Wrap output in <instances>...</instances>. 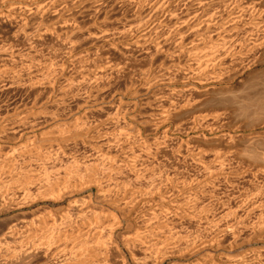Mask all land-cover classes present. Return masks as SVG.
Wrapping results in <instances>:
<instances>
[{
  "label": "bare ground",
  "instance_id": "obj_1",
  "mask_svg": "<svg viewBox=\"0 0 264 264\" xmlns=\"http://www.w3.org/2000/svg\"><path fill=\"white\" fill-rule=\"evenodd\" d=\"M6 1H13V3L7 5L8 7L4 10H1L2 8L0 9V22H15L16 24H18V26L20 24L15 35H19L23 31H25L26 33L28 27L32 26L35 23V27L39 25H37V23H44L46 24V26H42L43 28H39L42 29L41 33L46 37L48 36L50 38H56L58 42L57 46L55 45L56 48L54 47V49H51L54 45L52 47L50 46L53 42L49 45L50 49L46 50V52L49 53H45L46 55L48 54V57L41 56L42 54L36 57L33 56L34 58L32 59L30 57V64L40 63L39 65H43L46 70H49L50 68L55 69L54 72H56V74L55 76L53 75V79L51 78V76L49 77L46 74L47 78L49 77L52 79V82L49 81L51 84L50 86L53 89L52 94L57 87L56 92L53 94L54 96L50 94V97L52 96V105H63L65 103L64 100L66 99H63L65 93L68 90L70 91L73 89H76L77 91V93L75 92L77 94H75V96L73 91H70L71 94H73L74 98L76 97L78 99L76 110H74L75 112H77V114L74 115L75 119H73V127L71 125L72 123L67 125H71V129L63 128V126L65 127V125H63L64 123L61 125L58 124L56 128H60V132H63L61 138L62 140L60 141V143H46L40 146L41 150L44 152H38L44 153V159L48 160V158L53 159L54 156L58 157L59 153L64 154V150L66 148H69L70 146L72 147V145H75V147H77L80 143L85 147L87 146V149L91 150H89V154L87 150V152H84L83 154L81 153L79 157H72L70 159L71 161L74 160V164H76L75 166L73 162L67 163L73 164L72 167H74L75 170H73V168L72 170H68L70 168L65 169L63 164H60L62 169L61 167L59 168V165H57L58 167L56 166L53 169L58 172L59 175H61L60 177L62 178V180L63 178L66 179L67 177H69L71 173L72 176L73 173H75L76 176H74L76 177V180H78V182L83 183L85 185V188H95L96 193L94 198H92L91 194L89 197L83 198L80 201L70 202V200L68 208H71L74 214L70 213L71 209H67L65 207L67 209L66 211L61 210L59 217L57 216L56 218H53L54 225H50V219H44V216L41 217L43 218L42 220H39V218V222H37V220L34 224L32 222H23L20 224L11 225L3 235L4 244H2V246L0 247V258H2L0 259V264L1 261H3V264H167L169 263L168 261L174 259L179 260L178 262H172L171 264H264V254H259L262 252V250L261 252H259L260 250H258L257 252L254 251L255 253L251 251L253 256L249 255L251 253L239 254L237 256H233L231 254H221V252L225 249L230 250L231 253V250L235 248L237 243H239V241L236 243L232 240L231 242L224 244V240L227 239L226 237L230 234H233V238L236 237V240L239 239L237 236L240 235V232H238L234 228L233 225L235 224L227 222V224L222 225L225 221L222 222V220H220L218 217V220L214 218L217 221H214L213 219L214 224H212L213 226H210L213 227V229H206V227L209 226L205 225H210L209 222H207L209 224L205 223L204 227H202L203 225L199 226V224L202 223L204 217L203 215L207 213V211H205V208L209 206L207 205L208 203H206L207 206L205 205L204 208H200V204L203 202L204 198L208 197V200H211L216 196L219 197L220 195H222L223 193L220 189V185H222V182L224 183L225 181H227L228 185L229 183H231L232 185L234 184L233 182H236L237 180L239 181V179H241L240 181H242V179H244L245 181L247 180L246 178H250V176H253L251 175L252 173L250 174V171H248V168L250 167L249 162L254 160V158H257L255 155V157L253 156V159L251 158L249 162H247V160L245 162V165H242V167H248L247 169H245V167L241 168L240 164L237 163L238 161L236 162L238 164L237 166L232 164V160L234 163V158L237 156V150L236 152H233L234 150H231L232 153L231 151H229L230 153L226 154L224 152L225 150H206L204 149V147H197V145L196 147H193L196 143H193L194 138L190 137L191 133L197 134V131L202 127L204 128V131L210 130V133L213 131V133L217 134V138L219 140H227L229 142H234L233 140L239 141L237 139L238 134L237 136L233 134L222 135L221 131L223 130L221 129H224V127L221 128V126L218 128L217 123H219V121L221 123V120L228 116V113L220 111L217 112L216 115L214 114V117L212 118L207 116L208 119H199L201 121L204 120V126L201 125L203 123L200 122L198 126H194V128H191L189 131L185 129L187 131V136L183 139L179 138V134L186 131L180 132L182 130L181 126L176 124L173 120V115L174 113H176L174 112L175 110L172 111L174 113L169 112L165 115H151V113H149V115L151 116L148 115L146 119L143 116V118L145 119L144 121L146 123V134L147 136H153V138H138L137 141L140 140V142H137L140 143L139 145L136 144V141H133L135 138V134L139 129L135 128L137 130L135 132L134 129L125 120L124 116L126 110L130 109V107L137 108L138 106H144L145 103L143 101H145L148 96L154 98L159 96V94L163 92L170 95H185L186 97L189 96V98L195 97L194 101L198 100L197 103L199 101L202 102L205 100H203L202 97L209 95L211 92L213 93V90L216 86L227 85L228 87H231L236 82V80H238V77L243 75L245 71H248L249 68H252V66L255 67V65L258 64H264V53H262L264 50V16L260 17L261 15L259 14L260 16H258V18H255V14H249L250 12L248 10L236 11L237 8L235 7L234 0H219L217 2L216 0H201V3L198 4V6L195 4V8L194 5L192 6V4L191 6L193 8H190L189 5L184 3L190 8V13H187L186 15L178 14L179 12H177L178 8L183 6V1H181V6L180 1L179 3H175L173 6L170 2L167 5L164 4L166 3L165 0H132L133 3L136 4V7L138 6L136 10L140 8L143 10V12H145L144 14L142 13L141 17L137 20L141 21L142 24L143 19L147 18L149 20L148 26L141 32H138L135 37L131 34L132 32L129 33L130 31L128 33L127 31H124L123 33L125 34H120V40L126 39L129 36H127L126 33L131 34V37L133 36V39L131 42L126 44L124 41V43L120 44L121 47H119V50L116 51L114 49V52H118L120 50L121 53L122 51L128 52L133 47H136L141 50V53H144V51L145 53H147L146 51L151 49V47L149 46L151 45L154 49V51L151 52H153L154 54L150 51L148 52L153 55H165L168 51H171L173 55H175L174 57H177L179 60L182 57L184 58L194 55L199 57L196 58L197 64H195L194 66L190 64L187 65L186 63V66L184 65L183 67L180 65H183L184 63L180 65H175V63L167 65L166 67L162 66V68L160 65L158 66L160 68L158 70L156 69L157 71L155 70L156 72H150V70H148L149 73L147 74L142 75V72L139 73V80H135L138 84L136 83L133 85L131 83L133 86H131L130 88L127 87L128 89H133L129 97L139 99L135 102L123 103L122 99H116L117 92L115 90L118 87L114 90V92L112 90L113 95L110 96V88H115L110 85L112 84L111 82H113L112 80L115 75L118 76V74L120 75V73H123L125 71L127 65L132 61L131 60L129 62V60L132 58L131 55L129 59V56L126 58L127 55L123 53L122 56L118 54L120 55V59L116 61V57L114 56V58L111 56L110 51L112 45L110 44V42L113 41L115 37H118V34L114 33L115 29L112 30L114 32H110V28H106L107 26H105V22L103 23V19L110 15L109 8L112 1L50 0L44 3L41 2L40 4L39 0H0V4L3 5ZM14 1H17L18 3H25V5H16L14 4ZM118 1L121 8H126L127 5L131 6L130 3H132L131 0ZM133 3L132 7L135 6V4ZM238 3L240 4L239 1ZM217 4L220 6L223 4L224 6H227L228 4V7L230 8L224 9L222 7L223 10L218 12L219 14H216L217 12L214 13L213 8L215 6L217 7ZM130 6H127V8H131ZM236 6H238V4ZM214 9L217 10V8ZM219 9L220 8L218 7V10ZM256 11L258 13V10ZM87 13H90L89 16L91 18V21L87 23H81L80 21H78V17H82L83 19L84 14L86 15ZM261 14L263 15V13ZM248 17L249 19L251 17L253 18V23L252 21L250 22V24L252 23V25L249 24V26L247 24V26L245 24L246 27L240 28L242 26L241 24L245 21V19L247 20ZM147 19L144 20V22H148ZM102 24H104V26H102ZM242 31H244V33L246 31V34L242 33ZM212 34H214V37L212 36ZM40 35H38V38L41 37ZM43 35L40 40H38L37 38L38 41H36V45L41 40H44L46 46L47 41H45L46 38L43 39ZM124 35H126V37ZM21 36H23V33L22 35H20V37ZM11 37L13 38V36ZM22 38L23 37L18 39L21 40ZM14 39L11 41L13 42ZM32 39L31 41H33ZM117 39L118 38H116V40ZM11 41H9L8 43H11ZM26 41L27 42L24 43H28V39ZM17 42H15V44H11L17 45ZM48 43L50 42L48 41ZM33 44L28 45H30L32 48ZM146 44H149V47H147ZM13 45L11 46L12 50L15 47L19 48V44L17 46ZM120 45H117L116 47ZM0 46L2 47L4 46V44ZM22 46L24 47V45ZM37 46L35 47L37 48ZM5 48L7 47L3 48L4 51H2V49L0 51V90L1 87H8L12 84L14 85L15 83H12L11 81L13 78L12 73L14 72L12 67L14 65H11L10 59H13V57L5 53V51H8L7 49L5 50ZM113 48H115V46ZM39 50H42V44L41 49ZM17 51L19 52L20 50ZM43 51L45 52V50ZM1 52H4V54ZM18 52L16 54H18ZM38 53L40 54L39 51ZM18 55L20 56V54ZM27 55L25 57V60L28 58ZM168 56L166 55V57ZM8 57L12 58L9 59ZM23 60H21V63ZM28 60L29 59H27L26 61ZM14 61H16L15 58ZM172 62H175V60L173 59ZM180 63H182V60ZM24 65L22 67L23 69L25 67ZM185 67H187L188 69ZM23 69L21 71H23ZM24 71L20 73H24ZM29 73L27 72V75H29ZM23 75L25 76V74ZM27 75L25 77H27ZM122 75L124 76V74ZM36 77H38V79L36 78L37 81L40 80L39 83L35 82L36 80L34 81V77L31 78V76L30 78L33 81L27 80L26 83L29 82V85L31 83H35L34 85L36 86L41 85L42 76L40 77V79L39 75ZM119 77L122 78V76ZM45 80V83H47L48 80ZM20 82H22V80ZM165 82H180V84L185 83V86L181 89L169 88L170 86L162 88V85H164L163 83ZM133 83L135 82L133 81ZM23 84L25 85V83ZM47 84L49 85V83ZM115 84H117V82ZM20 85L23 87L22 84ZM45 85L46 84H44V87ZM113 86H115L114 82ZM125 87L124 89H126ZM42 88L43 87H41V89ZM32 89L33 88H31V90ZM121 89L123 90V88ZM128 89L126 91H128ZM122 90L120 91L122 94H124ZM73 96L71 95L72 100ZM144 96H146V98H142ZM262 96L264 99V94ZM106 101L111 112H106L107 108L106 106H103ZM184 101L187 102L186 104L184 103L185 106L187 105L186 107H192V105L194 104V101H192V99V102L189 100ZM261 101L264 100L261 99ZM190 102L193 104L188 106ZM182 104H180L181 107ZM196 104H194V106H196ZM241 104L245 106L244 103ZM248 104L251 105L250 103H247V105ZM65 105L68 104L66 103ZM35 106H37V104ZM185 106H183V108ZM64 107L58 109L63 108L64 110ZM67 109L65 108V111ZM246 109L250 110L247 107ZM19 110L20 109H18V111ZM35 110L36 109H34L33 111L31 109V111L28 112L31 114L32 117H30L34 121H36V118L39 117V114H42V112L44 111ZM74 111L69 110L66 115H63L67 117L69 114L71 115L72 113H75ZM15 112H12V114ZM9 113L11 114V112H8L7 116H9ZM100 113H105L106 115L102 118H97L96 114ZM5 115H3L4 118ZM2 119L3 117L1 118V121ZM55 119H57V116L55 117ZM27 121L24 122L23 120H21L20 126H15L16 128H14L13 125L18 122V120H16L14 124L11 122L10 125L12 126H10L8 122V124H4L3 122L0 125V214H2L3 212H9L12 209L20 210L29 201H31L32 199L34 200L35 198H47V200L55 198V200L57 201H60L59 199H62V197L64 196L71 198L72 194H74L75 189L78 191L77 188L81 184L77 183L78 187L77 185H67L68 183L65 180L66 184L63 187L61 186L62 188L60 187L59 189V186L54 183L57 179L58 182L61 179L59 180V178L57 177L53 179L54 177L52 178V176L54 174L48 172V170H50L49 168L47 169L45 167H40L39 172L36 171V167L38 165L33 168L32 164H28L30 163L29 160L31 159L27 160L26 157H28L32 153L30 152L31 150L29 149V147V150H27V146L25 144H17V146L15 145V147H7V145H5V143L7 142H5L6 140H4V138H1V135L7 133V131L10 132L11 129L8 127H13L12 135H17L18 133L17 136H19V138L21 137V140L24 133H26L27 135V132H32V130L35 128L33 125L34 121L32 122V124H28ZM38 123L37 126L39 125ZM215 126H217V128ZM139 133L138 135L140 136ZM7 134L6 137L9 142ZM74 135L78 137V140H76V138L65 140V138ZM202 136L205 137V135ZM42 138L40 139L42 140ZM29 139L27 138V144L29 143ZM24 141L23 143H25ZM173 144L177 145H175L174 147ZM168 145H170L171 148L174 147L170 151V154H168L170 148H168V151L167 149L165 150ZM114 147H118L120 148V150L114 152ZM113 148L114 150L112 151ZM26 150L30 153L26 152ZM239 152H241V150ZM25 153H29V155L26 156ZM32 156L33 155H31V157ZM159 156H162L160 157V159H165L163 161L161 159V163H159L158 161L160 159L157 160ZM186 157H189L188 160L191 158L190 161H194V164L196 162V164L198 165V168L196 167V165H194L195 169L197 168V171L194 169L195 171L194 173L191 172V175L188 173L190 171H185L190 161L185 162L188 163V165H186L187 167L185 166V168L179 162L180 160H178L179 158L185 159ZM151 159H153V161H158L157 164H154ZM186 160L187 159H185V161ZM256 160L255 162H257ZM39 161L41 162V160ZM181 161L183 163V160ZM259 161L261 164H264L260 159ZM255 162H253L254 165L251 164L252 167L257 165L258 162ZM31 163H33V160ZM49 163L50 162L48 160V166L51 165L52 167L53 163ZM246 163L248 166H246ZM260 163L258 164L260 165ZM190 165L192 167V162L190 163ZM66 167L68 166L66 165ZM63 168L65 169L64 172L62 171ZM190 170L193 171V169ZM254 171H256V169ZM262 175H264L263 172ZM261 176L259 177L262 178ZM257 179L251 178L248 180L254 181ZM62 180L60 182H62ZM250 181L248 183H250ZM52 182L54 184L53 187L51 186ZM235 184L233 186H235ZM253 184L257 183L254 182ZM223 185H227L226 182ZM54 186H56L55 189H53ZM234 188H231L232 192ZM261 188L262 187H258V191H260L259 189ZM246 190H248V188ZM261 191L264 194V191L262 189ZM81 192L82 191H80V193ZM225 192L230 193V191L227 190ZM232 192L231 194L227 193L228 195H226L225 193V198H235V200L237 199L236 201H238L239 198V202L241 204V198L239 197L241 195L240 192L238 193V195L237 193L235 195L234 192V194H232ZM251 194L252 192H250L249 195ZM255 195H257V192ZM255 195L252 198L256 197V200L254 199V201L252 202L251 200L253 199L249 196L251 200L246 202L245 199L246 204L243 201L244 203L242 202L241 207L243 206V204L247 205L248 203H250V201L252 202L251 207H258L261 203L260 199L262 198V196L259 195L261 196L259 197L257 195L259 198V203L257 202V196ZM249 197L247 199H249ZM225 198L224 202L230 203L226 201L227 199ZM94 199L97 203V206L93 204ZM206 199L204 201L207 202L208 200ZM221 201L223 200L221 199ZM262 201H264V199ZM53 202L55 201L53 200ZM215 202L218 203V201H214V203ZM214 203L213 205L211 204L212 208L210 207L212 210L217 206L216 203L214 206ZM221 204L223 205V207L221 206L223 208L222 211H224V209L228 210L224 212L223 217L220 216V213L222 211L219 212V216L221 219L226 218L227 221V218L229 219V217L235 215L236 213H233L237 210H235L234 208L231 209L230 206V208H228L226 204V206H224L223 202L220 203V205ZM262 204L263 205H261L260 207L261 210H264V202H262ZM247 207L245 206L246 209ZM199 209L201 210L199 211ZM233 209L235 210L234 212L231 211ZM247 210H250V208H248ZM213 212L215 213V211ZM247 212L248 211H246V214H248ZM211 214L213 215V213ZM70 215H72V217L74 218L72 219ZM206 215L207 214H205L204 219H208V216L206 217ZM237 215L235 216L238 220L241 217ZM65 219L67 221H65ZM209 219H212V217ZM220 221L222 223L221 225L219 224ZM195 222L198 223V229H182L183 226L188 224L193 226ZM32 228L36 231L44 230V233H42L44 236L41 242L38 244L35 242L37 236L34 238L35 240H31V235H29ZM237 229L240 228L237 227ZM241 236L242 235H240L239 237ZM246 240L247 239L245 238L244 241ZM137 251H139L140 254L137 255V253H139ZM114 254H118L119 260H113ZM127 255H129V259L127 258Z\"/></svg>",
  "mask_w": 264,
  "mask_h": 264
},
{
  "label": "rangeland",
  "instance_id": "obj_2",
  "mask_svg": "<svg viewBox=\"0 0 264 264\" xmlns=\"http://www.w3.org/2000/svg\"><path fill=\"white\" fill-rule=\"evenodd\" d=\"M48 2V1H50V0H39V3L41 4V2L42 3H44V2ZM113 3H112V2ZM116 1V2H115ZM118 0H110V15H108L106 18H104L103 19V23L105 22V26H107L106 28H110V32H114V33H116V34H118V37H115L114 39H113V41L114 40H116V38H118L116 41H118V42H116V41H114V43H113V41H111L110 42V44L112 45L110 48H111V51H110V53H111V56L112 57H114L115 59H117L116 61H118V59H120V55L122 56V54L123 53H125L126 55V58L128 57V59L130 58V55H131V58L132 59H130L129 60V64L127 65V68L125 69V71L123 72V73H120V75L118 74V76L117 75H115V77L113 78V82H114V85L115 86H113V82H111L110 84V86H112V87H115L114 89L113 88H110V96H112L113 95V92H114V90L117 92V94H116V99L117 100H120V99H122L123 100V103H129V102H135V101H137L139 98H131V97H129L131 94V92H132V88L131 89H128V88H130L131 86H133L134 84H136L137 82V80H139V73H141L142 75L143 74H147V73H149L148 72V70H150V72H154L156 69L158 70L160 67H158V66H160L161 65V68H162V66H164V67H166L167 65H171V64H175V65H180V64H183V65H180V66H183L184 67V65L186 66V63H187V65L188 64H190V65H195V64H197L196 62H197V60H196V58L197 57H199V56H189V57H182L180 60L177 58V57H174L175 55H173V53L170 51H168L165 55H153L154 53L153 52H151V51H154V49H153V47L151 46V45H149V44H146V46L147 47H151V49L150 50H148V51H150L151 53H153V54H151V53H149L148 51H146L147 53H145V51H144V53L142 52H140L141 50L139 49V48H132L131 50H129L128 52H123L122 51V53H121V50L120 51H118V52H114L115 50L117 51V50H119V47H121V45L120 44H122V43H124V41H125V44L126 43H129V42H131L132 41V39H133V36L135 37L137 34H138V32H141L142 30H144V28H146L147 26H148V23H149V20H148V22L147 21H145L144 22V20H146V19H143V23L141 24V21H138L137 19H139L140 17H141V14L143 13H145V12H143V10L142 9H138V10H136V8H138V6L136 7V4L135 3H133V1L131 0V2L133 3V4H135V6H133L132 7V3H130V1H129V3L131 4V6L130 5H127L128 7L130 6L131 8H127V6H126V8L125 7H123V8H121L120 6H119V1L117 2ZM136 1V0H135ZM134 1V2H135ZM175 1V2H174ZM179 1H180V6L183 4V6H181V7H179L178 8V11L177 12H179L178 14H182V15H186L187 13H190V8H193L192 6L194 5V8L196 7V5L198 6V4H200L201 3V0H165V2L166 3H164V4H168L169 2L170 3H172V5L174 6V4L175 3H179ZM181 1H183V3L181 4ZM191 1V2H190ZM217 1H219V0H216V2ZM236 1H237V3H236ZM238 1L240 2V4L238 3ZM115 2V3H114ZM188 2V3H187ZM189 2H190V4H189ZM234 2H235V7L237 8V10L236 11H240V10H248L249 12V14H251V15H254V17L256 18H258V16H260V17H262V16H264V0H234ZM10 3H13V1H6V2H4V4L2 5V4H0V9L1 10H4V9H6L8 6L7 5H9ZM118 3V4H117ZM187 4V5H189L190 6V8H189V6H187V5H185V4ZM14 4H16V5H25V3H18L17 1L15 2L14 1ZM191 4H192V6H191ZM196 4V5H195ZM238 4V6H236ZM165 5V6H166ZM218 5V4H217ZM3 6H4V8H3ZM187 6V7H186ZM226 6V5H225ZM224 6V4L223 5H218L217 7L215 6L214 8H217V10H218V7L220 8L218 11L217 10H215L214 8H213V10H214V13H216V14H219L218 12H220V11H222L223 10V8L224 9H229L230 7H228V4H227V6L225 7ZM241 8H240V7ZM244 6V7H243ZM223 7V8H222ZM228 7V8H227ZM181 8V9H180ZM222 8V9H221ZM125 9V10H124ZM180 9V10H179ZM239 9V10H238ZM213 10H212V12H213ZM256 10H258V13H257V11ZM185 11H186V13H185ZM191 11H192V9H191ZM255 11H256V13H255ZM181 12V13H180ZM252 12H254V13H252ZM260 12V13H259ZM213 13V14H214ZM261 13H263V15L261 14ZM177 14V13H176ZM212 14V13H211ZM260 14V15H259ZM90 13H87L86 15L84 14V17H83V19H82V17H78V21H80L81 23H83V22H89V21H91V18H90ZM89 16V17H88ZM143 16V15H142ZM110 17V18H109ZM259 17V18H260ZM251 19V20H250ZM249 19V17H248V19L246 20L245 19V21L239 26L240 28H243V27H246V25L248 24H250V22L253 20V18L251 17ZM139 23H138V22ZM248 21V22H247ZM2 22L3 21H1L0 22V45H3L4 44V46H0V51H1V49H2V51H4V47H7V48H5V50L7 49L8 51L6 52L5 51V53H7L9 56H12L13 57V59H10V58H12V57H8L10 60H11V65L13 66L12 67V69H13V73H12V76H13V78H12V83H14V87L11 85V86H4V87H1V90H0V121H1V118L3 117V119H2V121L0 122V125L4 122V124H6L7 122L9 123V125L11 124V122L14 124L15 123V121L16 120H18V122H16L13 126H14V128H16L17 126H20V122H21V120H23L24 122L25 121H27L28 119L30 120L31 119V114L30 113H28V112H30L31 111V109L34 111V109H36L35 111H42V110H44L43 112H42V114L40 113L39 114V117H37L38 118V120H37V118H36V121H34V120H30V123L32 124V122L34 121V123H33V125H34V129L32 130V132L31 133H29V132H27V135H26V133H24L23 134V136H22V140L19 138V136H17L18 135V133H17V135L16 134H14V135H16V136H14V135H12L13 134V127L11 128V127H8V128H10L11 130H12V132H11V130H10V132L9 131H7V133H5V134H3V135H1V138L3 139L4 138V140H6L5 142H7V143H5V145H7V147H15V145L17 146V144H25L27 147H26V149L27 150H31L30 152H32L30 155H29V151H27L26 150V152H29V153H25L26 154V156H28V157H26V159L28 160V159H31V160H29V162L30 163H28V164H32L33 165V168H35L37 165V167H36V171H39L40 172V167L42 168V167H45V168H49L50 170H48V172H50V173H53L54 175L52 176V178L53 179H55V177H57V178H59V180L61 179L62 180V178L60 177L61 175H59V173L58 172H56L53 168H55L57 165H59V168L61 167V165L63 164V166H64V168L65 169H67V168H70V169H68V170H72V168H73V170H75L74 169V167H72V165L74 164V160L73 161H71L70 159L72 158V157H79L80 156V154L82 153H84V152H87V150H88V154H89V152L91 151L90 149H87L88 147L86 146H83L82 144H78V146L77 147H75V145H72V147L70 146L69 148H66L65 150H64V154H58V157L57 156H54L53 157V159H50V158H48V160H49V162L52 164V167H51V165L50 166H48V160H46V159H44L45 158V156L43 155L44 153H39L40 151L41 152H44V151H42L41 150V147L40 146H42V145H44V144H46V143H55V144H58V143H60V141L62 140L61 138H62V133L60 132V128H56L57 127V125L59 124V125H61V124H63V125H65V127L63 126V128H66V129H71V125H72V127H73V123H74V120L73 119H75L74 118V115H76L77 114V112H75L74 110H76V107H77V105L76 104H78V99L75 97L74 98V96H75V94L77 93V91H76V89H73V90H70V91H73V93H74V96H73V94H71V92L68 90L67 92L69 93H65V96L63 97V99H65L64 101H65V103L63 104V105H61L60 104V106H58L59 104H53L52 105V99H51V97H50V94H52V87L50 86L51 84H50V82H52V77H53V75L55 76V74H56V72H54V70L55 69H49L50 71H52V72H50L49 70H46L44 67H43V65L41 66V65H39L38 63H31L30 64V62H31V60H30V57H31V59L32 58H34V57H36V56H40L41 54V56H46V57H48L45 53H49V52H46V50L47 49H50V46L52 47L53 45V47L51 48V49H54V47L56 48V46H57V44H58V42H57V40H56V38H50V37H46V36H44L42 33H41V30L42 29H39V28H41L42 26H46V24H44V23H37V27H35V24H33L32 26H30V27H28V29L26 30V33H25V31H23V32H21V34H19V35H15V33L18 31V27L20 26V24H19V26H18V24H16L15 22H3V24H2ZM107 22V23H106ZM245 22H247V23H245ZM108 23H109V25H108ZM252 23H253V21H252ZM252 23L250 24V25H252ZM12 24V25H11ZM107 24V25H106ZM147 24V25H146ZM246 24V25H245ZM2 25V26H1ZM5 25V26H4ZM247 25V26H248ZM249 25V26H250ZM9 26V27H8ZM16 26V27H15ZM102 26H104V24H102ZM34 27V28H36V29H34L33 28V30H32V28ZM43 28V27H42ZM105 28V27H104ZM113 28V29H112ZM117 28V29H116ZM17 29V30H16ZM115 29V30H114ZM32 30V31H31ZM112 30H114V31H112ZM116 30H118V31H116ZM133 30V31H132ZM9 31H11V32H9ZM28 31H29V33H28ZM37 31H39V32H37ZM124 31H127V33L129 32V33H131L133 36L131 37V34H127L126 33V35L128 36L126 39H119L120 37H119V35L120 34H125V33H123ZM118 32V33H117ZM22 33H23V36H21V37H25L24 39L22 38L21 40L23 41H21V40H19L18 38H21L20 37V35H22ZM37 33H39V34H37ZM242 33H244V31H242ZM11 34V35H10ZM15 36H14V35ZM24 34H25V36H24ZM40 34H42L43 35V39H45V41H47V44H46V46H48V47H46L45 46V43H44V40H41L37 45H39V46H37L36 45V41H38V40H40V38H42V35H40ZM244 34H246V31H245V33ZM250 34V33H249ZM32 35V36H31ZM34 35V36H33ZM35 35H37V36H35ZM38 35H40L41 37L40 38H38L39 36ZM126 35H124L125 37H126ZM211 35V34H210ZM11 36H13V38L11 37ZM123 36V37H124ZM212 36L214 37V34H212ZM17 37V38H16ZM31 37V38H30ZM32 37H33V39H32ZM15 38V39H14ZM36 38V39H35ZM37 38H38V40H37ZM48 38H50V39H48ZM14 39V41L12 42L11 40H13ZM28 39V43H24V42H27L26 40ZM31 39L35 42H33V41H31ZM53 39V40H52ZM55 39V40H54ZM8 40V41H7ZM9 41H11V43H13V44H15V42H17L16 44L18 45V47L20 48H14V49H16V50H12L11 49V46L13 45V44H11V43H8ZM43 41V42H42ZM48 41L50 42V43H48ZM56 41V42H55ZM3 42V43H2ZM31 42V43H30ZM54 44H53V43ZM34 43V44H33ZM52 43V44H51ZM9 44H10V47H9ZM28 44H30V45H32L33 44V46H32V48H31V46L30 45H28ZM41 44H42V50H39V49H41ZM51 44V45H50ZM17 45H13V46H17ZM22 45H24V47L22 46ZM50 45V46H49ZM56 45V46H55ZM117 45H120V46H118V47H116ZM149 45V46H148ZM21 46V47H20ZM35 46H37V48L35 47ZM115 46V48H113ZM9 47V48H8ZM38 47H40V48H38ZM45 47V48H44ZM27 49V50H26ZM32 49V50H31ZM115 49V50H114ZM139 49V50H138ZM17 50H20L19 52L17 51ZM23 50V51H22ZM26 50V51H25ZM29 50V51H28ZM36 50V51H35ZM43 50H45V52L43 51ZM10 51V52H9ZM11 51H13V52H11ZM18 52V54H20V56L18 55V54H16L17 52ZM38 51L40 52V54L38 53ZM43 51V52H42ZM16 52V53H15ZM30 52V53H29ZM37 52V53H36ZM114 52V53H113ZM1 53H3L4 54V52H1ZM10 53H12V54H10ZM34 53V54H33ZM36 53V54H35ZM45 55H44V54ZM130 53V54H129ZM135 53V54H134ZM170 53H172V54H170ZM262 53H264V50H263V52ZM3 54H1V55H3ZM16 54V55H15ZM28 54V55H27ZM31 54V55H30ZM118 54H120V55H118ZM129 54V55H128ZM132 54H133V56H132ZM145 54V55H144ZM147 54V55H146ZM150 54V55H149ZM170 54V55H169ZM17 56V57H15V56ZM23 55V56H22ZM25 55V56H24ZM26 55L28 56V58L27 59H29L28 61H26L25 60V57H26ZM166 55L168 56V57H166ZM34 56V57H33ZM151 56V57H150ZM172 58H171V57ZM22 57V58H21ZM24 57V58H23ZM118 57V58H117ZM155 57V58H154ZM14 58L16 59V61H14ZM23 60L22 61V63L24 62L25 63V65H24V63L22 64L21 63V60ZM173 59L175 60V62H172L173 61ZM183 59H184V62H183ZM177 60H179L180 62H181V60H182V63H180L179 61H177ZM12 61H14V62H12ZM171 61V62H170ZM16 62V63H15ZM20 62V63H19ZM26 62H28V63H26ZM1 63V62H0ZM16 64V65H15ZM163 64V65H162ZM19 65V66H18ZM23 65L25 66L24 67V69L22 68L23 67ZM29 65H31V66H29ZM29 66V67H28ZM43 67V68H42ZM28 68H30V69H28ZM185 68H187V67H185ZM11 69V70H12ZM23 69V71L24 70H26V71H24V73H20V72H23V71H21ZM46 70V73H45V70ZM183 69V68H182ZM188 69V68H187ZM136 70H138V71H136ZM156 70V71H157ZM43 71H44V73H43ZM134 71V72H133ZM137 73H136V72ZM140 71V72H139ZM155 71V72H156ZM27 72L29 73V75L31 76V78H33L34 77V81L35 82H38L39 83V81H37V79H38V77H36V76H38L39 75V79H40V77L42 76V79H41V85H43V86H41V85H34L35 83H31L30 85L28 84L29 82H27L26 83V81L28 80V81H33L31 78H30V76L29 75H27ZM32 72V73H31ZM19 73V74H18ZM51 73V74H50ZM135 73V74H134ZM165 73V72H164ZM163 73V74H164ZM16 74V75H15ZM18 74V75H17ZM23 74H25V76L27 75V77H29V78H27V77H25ZM32 74H33V76H32ZM47 74L49 77L51 76V78H47V75H46V77H45V75ZM122 74H124V76L122 75ZM23 76V77H20V76ZM136 75V76H135ZM142 75H140V76H142ZM11 76V77H12ZM117 76V77H116ZM119 76H122V78L121 77H119ZM43 77H45V78H43ZM133 77V78H132ZM37 78V79H36ZM118 78V79H117ZM22 80V82H20L21 80ZM23 79H25V80H23ZM45 79H47L48 81H47V83H49V85L47 84V83H45L46 82V80ZM116 79V80H115ZM1 80V79H0ZM15 80H17V81H15ZM43 80V81H42ZM136 80V81H135ZM19 81V82H18ZM50 81V82H49ZM133 81L135 82V83H133ZM43 82V83H42ZM117 82V84H115ZM16 83H18V84H16ZM23 83H25V85L23 84ZM133 85H132V84ZM20 84H22L23 85V87L20 85ZM44 84H46L45 85V87H44ZM138 84V83H137ZM164 85H162V88H166V86H170L169 88H176V89H181V88H184V86H185V83L183 84H180V82L179 83H167V82H165V83H163ZM167 84V85H166ZM27 85H29V86H27ZM31 85H33V86H31ZM48 85V86H47ZM128 85V86H127ZM126 86V87H125ZM6 87V88H5ZM12 87V88H11ZM25 87V88H24ZM28 87V88H27ZM36 87V88H35ZM41 87H43L42 89H41ZM50 88V89H48V88ZM124 87L126 88V89H124ZM128 87V88H127ZM227 85H219V86H216L215 87V89L213 90L214 92L212 93H210L209 95H207V96H204V97H202V99L204 100V101H202V102H198L197 103V101L198 100H196V101H194L195 100V97L193 98L192 96V98H189V96H185V95H170V94H168V93H165V92H163V93H161V94H159V96H157V97H154V98H152L151 96H148L147 98H146V96H144V97H142V98H146L145 99V101H143L144 103H145V105L144 106H138L137 108H132V107H130V109H128V110H126V115L124 114V116H125V120L129 123V125L134 129V131L136 132L137 130V128L139 129L138 130V132L136 133L137 135H138V133H139V131H140V136L138 135V137H137V135L135 134V138H134V142L136 141V144L137 145H139L140 143H137L138 141L140 142V140H138L137 141V139L138 138H148V139H152L153 138V136H147V130L145 129L146 127V123H145V119L147 118V116L149 115V113H151V115H153V114H162V115H165V114H168L169 112H172V111H174V112H176V113H174V112H172V113H174V115H173V120L175 121V123L176 124H178L179 126H181V131L180 132H182V131H189L191 128H194V126L196 127V126H198V124H200V122H202L203 124H201V125H203L204 126V124H205V122H203L204 120H199V119H206L207 118V116L208 117H210V118H212V117H214V114L216 115L217 114V112H226V113H228L227 115L229 116H226L224 119H222L221 120V123H220V121H219V123H217L218 124V128L219 127H221V128H223L224 127V129H221V130H223V131H221V133H222V135L223 134H233V135H236L237 136V134H238V140L239 141H237V140H233L234 142H229V141H227V140H224V141H222V140H219L218 138H217V134H215V133H213V131L210 133V130H203L204 128L202 127L201 129H199L198 131H197V134H194V133H191V136L190 137H192V138H194V144H195V146H193V147H196V145H197V147L199 146V147H201V148H203L204 147V149H206V150H214V149H217V150H222V151H224L226 154L227 153H230L229 151H233V152H236V150L238 151L237 153H236V157L234 158V163H233V160H232V164H234L235 166H237L238 164H240V166H241V168H243V167H245V166H243L242 167V165L244 164L245 165V162L247 161V162H249V160H251V158L253 159V156L255 155L257 158H254V160H252V161H250V162H252V163H250L249 162V168H248V171H250V174L251 175H253L252 177L250 176V178H246L247 180H245L244 181V179H242V181H240L241 179H239V181L237 180L236 182H233L234 184L235 183H237V184H235V186H238V187H235V186H233L234 184H232L231 185V183H229V185H228V182L227 181H225L226 182V184L227 185H223V184H225V182L223 183L222 182V185H223V187H222V185H220L221 186V192L223 193H221L222 195H220V196H223V197H218V196H216L213 200L214 201H218V203H216V208H213V210L211 209L212 208V205H213V203H214V201L211 199H209L208 200V197H206V198H204V200L206 199V200H208L207 202L206 201H204L203 200V202L200 204L201 206H200V208L201 207H205V205H206V203H208L207 205H209L208 207H206L205 208V211H207V213H205V214H207L206 215V217L209 219V218H211L212 217V219H204V217H205V214L203 215L204 217H203V220H202V223H204V224H202V223H200L199 224V226L201 225H203L202 227H204V225H205V223L206 224H209L210 223V225H205V226H209V227H206V229H213V227H210L212 224H214V222H213V219L215 218V219H217L218 220V217H219V219L220 220H222V222L223 221H225V222H223V224L221 223V221H220V225L222 224V225H224V224H227V222L229 223H233V224H235V225H233V224H231V225H233L234 226V228L238 231V232H240V235H242L241 237H239L240 235H238L237 237L239 238H237L238 240H236V237H234L233 238V234L231 235H228L226 238L227 239H225L224 240V244H226V243H229V242H231L232 240L233 241H235L236 243L239 241V243H237L236 244V246H235V248L234 249H232L231 251V253H230V250H228V249H225V250H223L222 252H221V254H231V255H233V256H237V255H239V254H247V253H251V254H249V255H252L253 256V254H252V252L251 251H255V252H257L258 250H260L259 252H261V250H262V252L261 253H259V254H264V210H261V205H263L262 204V202H264V201H262L264 198H263V193H262V191H261V189L264 191V175H262V172H263V174H264V171H263V169H264V164H261L260 163V161H259V159L261 160V162L263 161V163H264V101H261V99L262 100H264L263 99V94H264V64H258V65H255V67L254 66H252V68H249L248 69V71H245V73L243 74V75H241V76H239L238 77V80H236V82L231 86V87H228ZM31 88H33L32 90H31ZM37 88H39V89H37ZM57 88V87H56ZM56 88H55V91H54V93L56 92ZM121 88H123V90L121 89ZM37 89V90H36ZM122 90V92H124V94H122L121 93V91L120 90ZM128 89V91H126ZM112 90H113V92H112ZM120 91V92H118V91ZM126 92H125V91ZM199 90H201V89H199ZM51 91V92H50ZM76 92V93H75ZM53 93V94H54ZM52 94V95H53ZM73 96V100H72V97H71V95ZM67 95V96H66ZM77 95V94H76ZM54 96V95H53ZM123 96V97H122ZM128 96V97H127ZM185 96V97H184ZM262 96V97H261ZM49 97H50V99H49ZM68 97V98H67ZM120 97V98H119ZM261 97V98H260ZM185 98V99H184ZM68 99H71V100H68ZM76 99V100H75ZM191 101V99H192V101H194L193 103L194 104H196V106H194V104L193 103H191L190 102V104L188 105V106H190V105H192V107H186L185 106V104L187 103V102H185L184 100H186V101ZM231 99H233V100H231ZM238 101V102H240V103H238L236 100ZM67 100V101H66ZM199 100H201V99H199ZM214 100H215V102H214ZM258 100V101H257ZM69 101V102H68ZM108 101V100H107ZM107 101H106V103L105 104H103V106H106V112H111V110L109 109V106H108V104H107ZM218 103H217V102ZM230 101V102H229ZM233 101V102H232ZM235 101V102H234ZM247 101V102H246ZM249 101H251V102H249ZM260 101V102H259ZM182 102H183V104H182ZM196 102V103H195ZM213 103V104H211V103ZM37 104V106H35L36 104ZM68 104V105H65V104ZM185 103V104H184ZM215 103V104H214ZM227 103V104H226ZM236 104V105H234V104ZM238 103V104H237ZM241 103H244V105L246 106L247 105V103H250L251 105H247L246 107L248 108V109H250V110H247L246 109V107L245 106H243V104H241ZM246 103V104H245ZM256 103V104H255ZM180 104H182V107L180 106ZM231 104H233V105H231ZM258 104H259V106H258ZM35 106V107H34ZM183 106H185L184 108H183ZM261 106V107H260ZM61 107H64V110H63V108L62 109H58V108H61ZM69 107V108H68ZM47 108V109H46ZM65 108L67 109L66 111H65ZM144 108V109H143ZM176 108V109H175ZM15 109H16V112H15ZM18 109H20L19 111H18ZM181 109V110H180ZM63 110V111H62ZM69 110H73L75 113H72L70 116L68 115L67 117L66 116H64L63 114H67V112L69 111ZM229 110V111H228ZM65 111V112H64ZM128 111V112H127ZM130 111V112H129ZM8 112H11V114H12V112H15V113H13L12 115L9 113V116H7L8 115ZM7 113V114H6ZM27 113V114H26ZM46 113V114H45ZM6 114V115H5ZM22 114V115H21ZM44 114V115H43ZM3 115H5V118H4V116ZM28 115V116H27ZM106 114L105 113H100V114H96V117L97 118H102V117H104ZM151 115H149V116H151ZM213 115V116H212ZM2 116V117H1ZM7 116V117H6ZM17 116V117H16ZM26 118H25V117ZM31 116V117H30ZM57 116V119H55V117ZM59 116V117H58ZM140 116V117H139ZM143 116L145 117V119L143 118ZM18 117H20V118H18ZM23 117V118H22ZM14 118H15V120H14ZM22 118V119H21ZM136 118V119H135ZM142 118V119H141ZM11 119V120H10ZM21 119V120H20ZM25 119V120H24ZM27 119V120H26ZM134 119V120H133ZM208 119V118H207ZM8 120V121H7ZM13 120H14V122H13ZM29 120L27 121V123L28 124H30L29 123ZM136 120V121H135ZM143 120V121H142ZM7 121V122H6ZM39 124L38 126H39V128H38V126H37V123ZM45 122H47V123H45ZM197 122V123H196ZM7 123V124H8ZM18 123V124H17ZM41 123V124H40ZM70 123H72L70 126H67V125H69ZM195 123V124H194ZM17 124V125H16ZM8 125V126H9ZM22 125V124H21ZM41 125V126H40ZM182 125H183V127H182ZM10 126H12V125H10ZM16 126V127H15ZM67 127H69V128H67ZM216 128H217V126H215ZM37 128V129H36ZM54 128H55V133H54ZM136 128V129H135ZM58 129V130H57ZM186 129V130H185ZM61 130H62V128H61ZM187 131L186 132H182V133H180L179 134V138H185L186 136H187ZM209 133H208V132ZM192 132H194V131H192ZM9 133H10V138H9ZM29 133V134H28ZM37 133V134H36ZM54 133V134H53ZM186 133V134H185ZM220 133V134H221ZM6 134H7V136H8V138H9V142H8V140H7V137H6ZM182 134V135H181ZM185 134V135H184ZM200 134V135H199ZM212 134V135H211ZM13 137H12V136ZM30 136V139H29V136ZM196 135V136H195ZM202 135H205V137H203ZM4 136V137H3ZM31 136H32V138H31ZM36 136V137H35ZM38 136V137H37ZM41 136V137H40ZM42 136H43V138H42ZM55 136V137H54ZM198 136H200V137H198ZM15 137V138H14ZM29 139V143L27 144L26 142H27V138ZM45 137V138H44ZM137 137V138H136ZM198 137V138H197ZM241 139H240V138ZM11 138H13V139H11ZM20 139V140H18V139ZM24 138H25V141H24ZM34 138H35V140H34ZM40 138H42V140L40 139ZM76 138V140H78V137L76 136V135H74V136H71V137H67V138H65V140L66 139H75ZM11 139V140H10ZM17 139V140H16ZM16 140V141H15ZM30 140H32V141H30ZM34 140V141H33ZM19 141V142H18ZM23 141L25 142V143H23ZM48 141V142H47ZM235 141H236V143H235ZM1 142V141H0ZM31 142V143H30ZM35 142V143H34ZM58 142V143H57ZM41 143V144H40ZM53 143V144H54ZM230 143H232V144H230ZM31 144V145H30ZM37 144V145H36ZM174 145V147H175V145H177V144H173ZM172 145V146H173ZM74 146V147H73ZM117 146H119V145H117ZM28 147H29V149H28ZM40 147V148H39ZM84 147V148H83ZM115 147H116V145H115ZM114 147V148H115ZM174 147H172V148H174ZM178 147V146H177ZM176 147V148H177ZM78 148V149H77ZM82 148V149H81ZM114 148L112 149V151L114 150ZM118 148V147H117ZM115 148V150H114V152L116 151L117 152V150L119 151L120 150V148ZM168 148H170V150L168 149ZM172 148H171V146L170 145H168V147L167 148H165V150L167 149V151H168V154H170V151L172 150ZM232 148V149H231ZM8 149V148H7ZM6 149V150H7ZM239 149V150H238ZM82 150H83V152H82ZM90 150V151H89ZM241 150V152H243V153H241V152H239ZM35 151H36V154H35ZM39 151V152H38ZM232 151H231V153H232ZM39 153V154H38ZM76 154H78V155H76ZM239 154V155H238ZM259 154V155H258ZM31 155H33L32 157H31ZM41 155V156H40ZM60 155V156H59ZM63 155V156H62ZM76 155V156H75ZM241 155V156H240ZM258 155V156H257ZM254 156V157H255ZM16 157V156H15ZM30 157V158H29ZM39 157V158H38ZM56 157V158H55ZM60 157H62V158H60ZM160 157H162V156H159L158 158H157V160L158 159H160ZM233 157H234V155H233ZM188 158L189 157H186L185 159H187L186 161H185V159H182V158H179L178 160H180L179 162L182 164V166H186V165H188V163H185V162H187V161H190L191 160V158L188 160ZM239 158V159H238ZM22 159V158H21ZM37 159H38V161H37ZM58 159V160H57ZM162 159V161L163 160H165L164 158H161ZM161 159L160 160H158L159 161V163H161L160 161H161ZM237 159V160H236ZM256 159H258V160H256ZM32 160H33V163H31L32 162ZM36 160V161H35ZM39 160H41V162L39 161ZM52 160V161H51ZM152 161H153V159H151ZM181 160H183V163H182V161ZM255 160L258 162V163H260V165L257 163V162H255ZM42 161H43V163H42ZM47 163H46V162ZM69 161V162H68ZM151 161V162H152ZM158 161H153V163L155 164H157V162ZM238 161V162H237ZM60 162V163H59ZM62 162H64V163H62ZM71 162H73V164H67V163H71ZM192 162V167H191V165H190V163ZM238 164H237V163ZM240 162V163H239ZM242 162V163H241ZM253 162H255V163H257V165L256 166H251V164L252 165H254L253 164ZM45 163V164H44ZM49 163V164H50ZM46 164H47V166H46ZM61 164V165H60ZM185 164V165H184ZM55 165V166H54ZM66 165L68 166V167H66ZM70 165V166H69ZM76 164H74V166H75ZM194 165H196V167L198 168V165L196 164V162H195V164H194V161H190L189 162V165H188V167L186 168V169H188L189 168V166H190V168L188 169V170H186L185 169V171H190V172H188L190 175L192 174V173H194V171L197 169H195V166ZM246 166H248L247 165V163H246ZM257 166H259V167H257ZM58 167V166H57ZM254 167H257V168H259V169H257V168H254ZM261 167V168H260ZM52 168V169H51ZM63 168V172H64V169ZM76 168V167H75ZM246 167H245V169H247ZM263 168V169H262ZM61 169H62V167H61ZM60 169V170H61ZM190 169H193V171H191ZM195 169V170H194ZM252 169H253V171H252ZM256 169V171H254ZM262 170V171H261ZM197 171V170H196ZM192 172V173H191ZM58 173V174H57ZM254 173H255V175H254ZM259 173V174H258ZM257 174V175H256ZM75 175V173H73V176H72V173L70 174V176L69 177H67L66 179L65 178H63V180H62V182H58L57 180L55 181V183L54 184H56V185H58L59 186V189H60V187L62 186H64L65 184H66V182L68 183L67 185H77V187H78V184H80L81 182H78V180H76V175ZM262 175V176H261ZM255 176V177H254ZM258 176V177H257ZM259 176H261L262 178H260ZM75 177V178H74ZM258 179H257V178ZM257 179V180H259V181H257V180H248V179ZM65 180H66V182H65ZM70 181V182H68V181ZM250 181V183H248ZM253 181V182H252ZM54 182V181H53ZM53 182H52V187H53ZM239 182V183H238ZM257 183V184H253V183ZM262 182V183H261ZM73 183V184H72ZM78 183V184H77ZM248 183V184H247ZM259 184V185H258ZM252 187H251V186ZM57 186V187H58ZM82 186V187H81ZM227 188H226V187ZM228 186H229V188H228ZM230 186H232V187H230ZM256 186H258L259 188L260 187H262L261 189H259L260 191H258V187H256ZM55 187L56 186H54V188L53 189H55ZM61 187V188H62ZM235 187V188H234ZM80 188V189H79ZM85 190H84V189ZM224 188V189H223ZM226 188V189H225ZM231 188H234L235 189V191H234V189H233V192L235 193V195H236V193H237V195H238V193L240 192V198H241V204H242V202L244 201L245 202V199H246V202L247 201H249V200H251V198L252 197H254V195L256 194V192H257V195L259 196V195H261L262 196V198L260 199V202H259V198H258V196L257 195H255V196H257V202H259L260 203V205L259 204H257V205H259L258 207L257 206H255V208L252 206L251 207V203L254 201V199L256 200V197L255 198H252L253 200H251L250 201V203H248L247 205H245L246 204V202H245V204H243V208L241 207V204H240V202H239V198H238V201H236L235 200V198H232V199H228V198H225L226 197V195H228L227 193H229V192H225L226 190L227 191H230V193L229 194H231V192H232V189ZM237 188V189H236ZM248 188V190H246ZM58 189V188H57ZM57 189H56V191H57ZM78 189V191L75 189V191H74V194H72V197L71 198H69V197H67V196H64V197H62V199H59L60 201H57V200H55V198H49L50 200H47V198H40V199H37V198H35L34 200L32 199L31 201H29L22 209H20V210H17V209H12L11 211H9V212H3L2 214H0V247L2 246V244H4V241H3V239H4V233L7 231V229L11 226V225H13V224H20V223H23V222H29V223H36V221L39 219V220H42L43 218L45 219H50V225H54V221H53V218L55 217H59V215H60V213H61V210H63V211H66L67 209H71V208H68L69 207V203L70 202H75V201H80V200H82L83 198H87V197H89L91 194V196H92V198H94V196H95V193H96V189L95 188H91V189H88V188H85V185L83 184V183H81L80 185H79V187L77 188ZM253 189V190H252ZM257 189V190H256ZM240 190V191H239ZM80 191H82L81 193H80ZM245 191V192H244ZM252 192V194H254V195H249L250 194V192ZM77 192V193H76ZM79 192V193H78ZM226 193V195H225V193ZM232 192V194H234ZM247 193V194H246ZM260 193V194H259ZM242 194H243V196H242ZM245 195H247V196H245ZM251 197H249V196ZM261 196H259V197H261ZM218 197V198H217ZM242 197H243V199H242ZM249 197V199H247ZM64 198V199H63ZM217 198V199H216ZM224 198L225 199H227L226 201H228V202H230V203H225L224 202ZM55 201V202H53V200ZM57 199V198H56ZM221 199L223 200V201H221ZM71 200V201H70ZM221 202H220V201ZM230 200V201H229ZM70 201V202H69ZM236 201V202H235ZM93 204L95 205V206H97V203L95 202V199L93 200ZM210 202V203H209ZM213 202V203H212ZM223 202V204H224V206H226L227 205V207L228 208H230L231 207V209L232 208H234L235 210H237L236 212H234L235 210L233 209V210H231V211H233L234 213L233 214H235V215H237V216H240L241 218H239L238 220H237V217L235 216V215H233V216H231V217H229V219L227 218V221H226V218H220V216H222L223 217V214H224V212L226 211V210H228V209H224V211H222L223 210V205L221 204L220 205V203H222ZM233 202H235V203H233ZM239 202V203H238ZM243 202V203H244ZM256 202V201H255ZM256 202V203H257ZM205 203V204H204ZM215 203H214V206H215ZM238 203V204H237ZM212 204V205H211ZM226 204V205H225ZM204 205V206H203ZM206 205V206H207ZM211 205V206H210ZM238 205H240V206H238ZM250 205V206H249ZM213 206V207H214ZM222 206V207H221ZM230 206V207H229ZM245 206L247 207V209L248 208H250V210H247L246 208H245ZM67 209H66V208ZM211 207V208H210ZM227 207H225V208H227ZM219 208V209H218ZM239 208H241V209H239ZM245 208V209H244ZM252 208V209H251ZM259 208V209H258ZM208 209H211V210H208ZM215 209V210H214ZM201 209H199V211H200ZM202 210H204V209H202ZM230 210V209H229ZM244 210H246V211H248L247 213L249 214H246V211H244ZM261 210V211H260ZM210 211H211V213H213V215H214V217H213V215L210 213ZM213 211H215V213L213 212ZM222 211V212H221ZM219 212H221L220 214H219ZM238 212V213H237ZM70 213L72 214L73 213V211H72V209L70 210ZM210 213V214H209ZM51 214V215H50ZM53 214V215H52ZM55 214V215H54ZM74 214V213H73ZM215 215H217V216H215ZM220 215V216H219ZM44 216V217H43ZM50 216V217H49ZM71 216V218L73 219L74 217H72V215H70ZM41 217H43V218H41ZM232 217H233V219H232ZM235 217V218H234ZM52 218V219H51ZM214 219V221H217V220H215ZM224 219V220H223ZM238 221H236V220ZM39 220L37 221V222H39ZM206 220V221H205ZM229 220H231V221H229ZM233 220V221H232ZM35 221V222H34ZM65 221H67L66 219H65ZM236 223H235V222ZM207 222H209V223H207ZM213 222V223H212ZM247 223V224H246ZM196 226H195V225ZM193 224V226H191V225H189L190 226V228H189V226L188 225H185V226H183L182 227V229H198L197 227H198V223H194ZM238 225V226H237ZM247 225H248V227H247ZM213 226V225H212ZM236 226V227H235ZM246 226V227H245ZM237 227L238 228H240V229H237ZM245 227V228H244ZM29 230V229H28ZM240 230H243V231H240ZM244 232V233H243ZM42 233H44V230L43 231H36L35 229H33L32 228V230H31V233L29 234V235H31L30 237H31V240L33 239V240H35L34 238L36 237V243L38 244V243H40L41 242V240H42V238H43V234ZM242 233V234H241ZM42 234V235H41ZM244 234V235H243ZM230 236V237H229ZM232 236V237H231ZM248 237H249V239H248ZM240 238H242V239H240ZM245 238L247 239L246 241H244L245 240ZM241 240V241H240ZM243 240V241H242ZM249 241V242H248ZM243 242V243H242ZM239 245V246H238ZM13 246V245H12ZM1 249V248H0ZM228 251H229V253H228ZM137 252H139V251H137ZM254 252V253H255ZM257 253V254H258ZM0 254H1V251H0ZM138 254H140V252L139 253H137V255ZM235 254V255H234ZM117 255V256H116ZM114 257H115V259H114V257H113V260H119V256H118V254H114L113 255ZM0 257H1V255H0ZM117 258V259H116ZM127 258L129 259L130 257H129V255H127ZM0 259H2V258H0ZM176 260V261H175ZM178 260L179 259H174V260H171V261H168L169 263H167V264H171L172 262H178ZM3 261H1V264H3L2 263Z\"/></svg>",
  "mask_w": 264,
  "mask_h": 264
}]
</instances>
